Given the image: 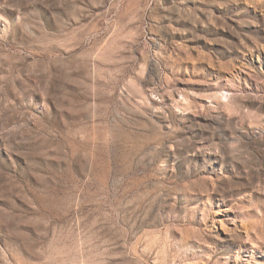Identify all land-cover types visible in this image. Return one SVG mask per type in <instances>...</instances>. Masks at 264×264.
I'll list each match as a JSON object with an SVG mask.
<instances>
[{
  "label": "rangeland",
  "instance_id": "1",
  "mask_svg": "<svg viewBox=\"0 0 264 264\" xmlns=\"http://www.w3.org/2000/svg\"><path fill=\"white\" fill-rule=\"evenodd\" d=\"M0 264H264V0H0Z\"/></svg>",
  "mask_w": 264,
  "mask_h": 264
},
{
  "label": "snow or ice",
  "instance_id": "2",
  "mask_svg": "<svg viewBox=\"0 0 264 264\" xmlns=\"http://www.w3.org/2000/svg\"><path fill=\"white\" fill-rule=\"evenodd\" d=\"M224 99L226 100V99H227V97H224Z\"/></svg>",
  "mask_w": 264,
  "mask_h": 264
},
{
  "label": "clouds",
  "instance_id": "3",
  "mask_svg": "<svg viewBox=\"0 0 264 264\" xmlns=\"http://www.w3.org/2000/svg\"><path fill=\"white\" fill-rule=\"evenodd\" d=\"M177 111H179V109H177Z\"/></svg>",
  "mask_w": 264,
  "mask_h": 264
}]
</instances>
